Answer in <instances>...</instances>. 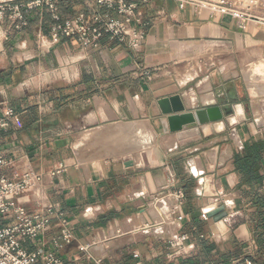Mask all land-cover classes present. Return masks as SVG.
I'll use <instances>...</instances> for the list:
<instances>
[{"label":"crops","instance_id":"obj_1","mask_svg":"<svg viewBox=\"0 0 264 264\" xmlns=\"http://www.w3.org/2000/svg\"><path fill=\"white\" fill-rule=\"evenodd\" d=\"M59 8L63 19L85 10L82 0H62ZM137 12L145 35L139 54L108 38L95 51H83L65 38L50 46L47 34L53 22L46 11L30 15L23 32L0 21V115L9 106L18 116L0 136V152L28 158L43 173L60 169L48 179L43 197L60 218L23 248L54 253L63 264H264V132L241 125L248 90L264 97V78L257 77V85L249 87L242 68L261 55L252 51L242 60L244 97L225 79L214 89L211 75L198 82L202 69L193 60L182 68L177 62L193 57L200 43H247L264 50V29L248 25L242 31L228 17L181 10L173 0L139 4ZM230 91L235 101L228 99ZM174 95L181 97L187 112L215 104L233 110L239 106L221 122L170 133L157 102ZM185 96L195 97V103L189 107ZM260 121L264 119L256 124L264 127ZM138 122L150 125L153 150L159 147L155 159L143 166L120 159L131 156L140 163L142 152L152 159L146 149L120 153L104 145L116 139V126ZM91 133L98 134L96 140L85 141ZM176 189L185 195L184 219L180 225L175 222L168 238L144 236L106 248L103 257L92 252L109 239L137 236L125 232L127 222L139 215L146 224L153 220L152 204ZM21 201L29 211L41 209L30 195ZM214 205H223L227 217L219 222L203 219L202 213ZM61 227L74 241L56 249L51 241ZM118 227L122 235H116ZM111 228L114 236L99 240ZM182 235L187 240L181 243Z\"/></svg>","mask_w":264,"mask_h":264},{"label":"built area","instance_id":"obj_2","mask_svg":"<svg viewBox=\"0 0 264 264\" xmlns=\"http://www.w3.org/2000/svg\"><path fill=\"white\" fill-rule=\"evenodd\" d=\"M61 1L0 0V21H6L15 31L23 32L29 25L30 15L46 11L53 22L47 34L50 46L60 38H65L74 40L83 51H95L99 49L101 41L108 38L125 44L135 54L141 52L145 35L138 28L141 19L137 9L139 4H148L152 0H82L85 10L66 19L61 17ZM173 1L181 10L189 7L194 13L208 11L212 15L228 17L242 31L248 25L264 29V0ZM100 10L114 12L118 17L107 18L101 15ZM17 119L14 110L4 106L0 115V136L8 132ZM59 172L60 169H53L48 173L36 171L28 158H8L0 152V264H63L54 253L41 249L28 252L22 246L46 233L51 222L60 218L52 205L43 198L48 179ZM27 195L41 205L39 211L27 209L26 204L21 201ZM184 198V192L180 189L160 198L179 225L184 219ZM218 200L224 204L222 197ZM212 208H216L215 205L206 209L201 217L207 219L206 215ZM61 222L63 225L64 222ZM146 227L151 228L148 224ZM178 240L182 243L187 240V236L182 235ZM73 241V235L61 227L59 235L51 243L57 249ZM170 245L173 247V244Z\"/></svg>","mask_w":264,"mask_h":264},{"label":"rangeland","instance_id":"obj_3","mask_svg":"<svg viewBox=\"0 0 264 264\" xmlns=\"http://www.w3.org/2000/svg\"><path fill=\"white\" fill-rule=\"evenodd\" d=\"M207 45L208 44L206 43H200L199 45H197L198 50H196V53L193 57H188L177 61L178 67L182 68L187 64H191V61L193 60V62L196 63L200 69H202V73L200 77L197 79L198 82L207 79V76L211 75L210 81L212 82L213 84L212 88L214 89L215 88L214 85H216L219 82V80L225 79L226 84L231 83L241 93V96L244 97L245 83L243 77L240 74V69L242 68V60L244 59L247 53L252 51L253 52L255 51L257 55H261V56L256 55L257 56L256 58L252 59L243 66L242 71L244 77L247 78V76L249 75L250 80H253V78H250L252 76L255 77L254 78L255 80H257L256 79L257 77L264 78V56H263L264 50H261L260 46L247 45V43H242L239 47H235L234 45L229 46L223 43H212L209 44L208 47ZM258 66L260 67V69L258 68ZM233 72L237 73L238 76L236 78L233 77ZM205 89H209V87L206 86ZM247 93H248L247 96L248 100H247V104L244 106L245 119L241 125L243 126V128L249 129V131L264 132V127L259 128L258 125L256 124L257 119H264V97L256 96L250 89L248 90ZM131 124H135V123H131ZM131 124H120L119 125L120 130L117 129L119 131L116 132L115 134L116 139L114 141L111 140L104 141V145L108 146L110 144L109 145L110 147L114 146L116 149H118V151L120 150V153H124L125 151L123 145L127 139V136L133 133L129 128V125ZM146 124L150 127L148 123ZM156 139L157 141H159L160 138H156ZM155 146H156V142L154 137L151 147H148V149H146L147 151L151 152L152 159H150V157L148 156L149 154L147 152H142L141 154L142 159L140 163L136 161L135 157H131V156H130L131 158L125 157L120 160L128 161L135 166H143L147 161H152L155 159V155L159 149V147H156L153 150ZM139 148H141V145H138L135 148L132 147L131 150H138ZM159 200H157L156 202L158 203ZM157 203L152 204V208ZM141 217L142 216L139 215L138 220L127 222L129 225L126 226L125 232L126 233L135 232L137 234V236L131 235L135 239H132L129 242H132L136 239L137 241L141 240L143 239L144 236H149V235L152 237H161L166 239L169 237V234L172 231H174L176 227L175 221L173 222L171 220V216L169 212V221L166 222V224L170 226L171 232L169 234L157 235L152 230L156 222L154 223V221L150 219L151 221L147 222V224L151 226V229L148 228L143 229L144 226L146 227V223L141 224L139 222V218ZM123 233L124 232L119 228V230H117L116 235H122ZM121 238L122 237L118 238L117 241H119V239ZM125 243H121L119 245ZM117 249L118 247L113 249L111 252H115ZM92 252L95 255H99L102 257L105 255V254H98L96 248L93 249Z\"/></svg>","mask_w":264,"mask_h":264},{"label":"water","instance_id":"obj_4","mask_svg":"<svg viewBox=\"0 0 264 264\" xmlns=\"http://www.w3.org/2000/svg\"><path fill=\"white\" fill-rule=\"evenodd\" d=\"M222 97L221 95L218 96L220 99ZM227 97L229 100H236L234 91L228 92ZM157 105L160 113L166 119V125L170 133L221 122L226 117L231 116L234 111L232 106L221 107L215 104L187 112L184 102L179 95L162 98L158 100ZM206 217L207 219H212L214 222H219L227 217V212L225 211V207L221 205L209 211Z\"/></svg>","mask_w":264,"mask_h":264},{"label":"bare ground","instance_id":"obj_5","mask_svg":"<svg viewBox=\"0 0 264 264\" xmlns=\"http://www.w3.org/2000/svg\"><path fill=\"white\" fill-rule=\"evenodd\" d=\"M258 68L260 69V67L258 66ZM247 78H249V76H247ZM246 78V79H247ZM250 78H253V80H250L248 81V86L249 87H255L257 85V82L256 80L254 79L255 77H250ZM259 78V77H258ZM261 79V78H259ZM184 81V78H180L179 79V82L182 83ZM187 103V105H189V107L195 103V97L191 98V97H184ZM212 98V97H210ZM203 101H210L208 98H203ZM213 102H214V98H213ZM211 102V103H213ZM210 103V104H211ZM237 106L239 105H235L234 106V113L237 111ZM187 107V106H186ZM188 108V107H187ZM233 113V114H234ZM232 114V115H233ZM231 115V116H232ZM230 117V116H229ZM236 117V116H235ZM229 121V120H228ZM215 124V123H214ZM260 124H263L264 125V122L260 121ZM207 126V125H205ZM205 126H202V127H205ZM120 126H116L115 130L119 129ZM129 128L130 130L133 132L131 135L127 136V139L124 143V151H131V148H135L137 147L138 145H141V148H144V149H148V147H151L152 145V142H153V139L155 137L154 135V131L152 128H150L146 123L142 122H138L135 123V124H131L129 125ZM114 130V129H113ZM114 130V131H115ZM120 130V129H119ZM119 130L115 131V132H118ZM192 130H197V129H192ZM110 131V130H109ZM185 132L186 131H190V130H184ZM105 133V132H104ZM97 134V133H96ZM95 133H91V134H88V136L86 137L85 141L88 140V141H95L96 140V136ZM120 152V150H119ZM100 153V152H99ZM157 203V202H156ZM168 208H167V205L164 203V202H161L159 201L153 208L152 210L149 212L150 216L152 217V219L154 220V222H156V224L153 226L152 230L158 234V235H162V234H169L171 232V229H170V226L166 224V222L169 221V212H168ZM162 221V222H161ZM139 222L141 224H144V219L143 217L139 218ZM147 227L144 226L143 229H146ZM151 229V228H150ZM115 234V228H111L109 229V231L103 235H101L99 237V240H106L108 237H113ZM132 239H135L133 238V236L131 235H127V236H123L121 239H119V241L117 240H113L112 239H109L105 244H100L99 247L96 248L97 250V253L98 254H105V250L106 248L107 249H110L112 247H115L121 243H125V242H129L131 241ZM115 244V246H114Z\"/></svg>","mask_w":264,"mask_h":264}]
</instances>
